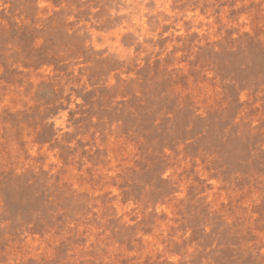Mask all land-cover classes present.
Returning a JSON list of instances; mask_svg holds the SVG:
<instances>
[{
	"label": "rangeland",
	"instance_id": "obj_1",
	"mask_svg": "<svg viewBox=\"0 0 264 264\" xmlns=\"http://www.w3.org/2000/svg\"><path fill=\"white\" fill-rule=\"evenodd\" d=\"M0 264H264V0H0Z\"/></svg>",
	"mask_w": 264,
	"mask_h": 264
}]
</instances>
